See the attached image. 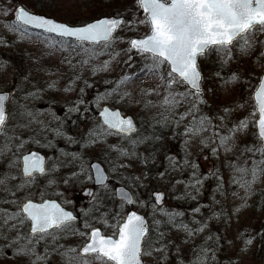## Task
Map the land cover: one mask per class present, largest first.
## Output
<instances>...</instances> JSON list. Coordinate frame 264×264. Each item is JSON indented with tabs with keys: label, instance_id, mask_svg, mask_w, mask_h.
I'll use <instances>...</instances> for the list:
<instances>
[{
	"label": "snow or ice",
	"instance_id": "6c2138e0",
	"mask_svg": "<svg viewBox=\"0 0 264 264\" xmlns=\"http://www.w3.org/2000/svg\"><path fill=\"white\" fill-rule=\"evenodd\" d=\"M136 6L143 10L145 19L138 20L135 12L131 16L118 13L116 17L97 18L79 26L30 12L20 4L12 10L14 20L6 25L10 31L19 33L21 38L42 37L50 47L58 46L60 51L75 53L81 57V66L104 55L119 39L114 34L122 27L133 30L137 22L150 25V33L128 39L125 63L132 67L134 57L139 56L142 66L135 74L136 78H140V73L159 76L163 81V94L154 90L161 98L145 102V109L157 108L158 112L148 118L151 131L142 133L133 118L102 103L109 98L121 103L130 96L119 88L132 80L127 74L120 77L116 88L98 93L94 100L85 98V88L92 87L85 81V88L79 89L77 97L65 102L63 117L49 110L47 114L52 120L42 119L46 113L30 106L28 101L42 99L43 92L54 88L55 82L49 83L46 89L35 87L19 98L14 92L0 91V257L6 258V250L10 249L16 264H144L145 257L154 258L155 264H170L172 255H175L174 264H218V253L225 237L209 233L203 243L195 241L209 228L208 220L220 218L219 213L212 211L208 220H198L196 215L202 213L201 206H197L191 210L192 218L185 221V213L164 208L161 201L165 193L154 190L150 193L154 201L151 205L153 230L144 216L136 211L125 212V204L136 203L133 196L122 186H110L109 181L113 179L119 184L126 179L138 181V177H125L120 170L126 172L133 160L144 164L154 160L166 130H170L173 137L184 135L185 148L192 139L199 138L204 147L210 146L209 150L218 159L223 150L226 159L211 173L216 177L221 194L224 183L237 185L244 191L241 199L246 201L255 194L254 186L264 183V76L260 77L252 94L253 111L229 127L227 116H210L201 111L200 106L207 101L203 99L205 77L198 62V58L213 52H223L224 57H230L231 46L240 41H243L241 51L251 48L253 31H264V0H137ZM2 14L8 16L10 11L6 8ZM222 62H226L224 58ZM68 63L71 64V59ZM213 75L219 77L220 71ZM237 79L238 74L234 73L232 80ZM229 82L225 81V84ZM17 90L23 91L19 85ZM63 90L68 92L72 88ZM21 100L25 103H20ZM8 101L13 102L10 109L6 105ZM224 112L229 113V109L225 108ZM69 121L77 128L80 124L90 127L79 135H69L66 132ZM181 124H184L183 133L177 131ZM249 125L257 129L254 133L257 143L240 146L236 143L237 134ZM224 131L232 135L222 134ZM205 133L209 135L205 136ZM113 136L118 138L114 145L108 142ZM57 138L77 148L71 151L58 148ZM29 145L53 150L54 154L41 155ZM140 145H145L147 156L137 151ZM237 148L239 152L235 159L228 160V155ZM97 150V158L103 155L109 160L108 169L90 159ZM113 154L116 156L114 161L110 159ZM257 154L259 158H256ZM164 155L168 166L157 174L158 177L163 180L191 167L187 181H176L177 184L184 183L186 190L185 196L178 199L198 200L204 179L197 171L198 165L190 163L189 153L185 151L182 162L167 153ZM221 169L229 170L227 181ZM62 170L66 174L58 179ZM76 182L97 187L96 190L84 188V195L89 198L86 207H81L78 212L75 207L71 211L65 210L62 204H74L65 192ZM61 185L65 191L59 190ZM114 193L119 195V203L114 199ZM58 199L62 203H58ZM143 203L147 206V202ZM218 203L213 199V205ZM157 213L166 219H155ZM227 220L230 222L231 217ZM100 222L107 232L96 226ZM165 224L177 232L183 231L179 243L167 239L169 232L163 230ZM257 235L264 242V231ZM72 237L81 238V242L68 245L66 241ZM252 242L253 238L245 241L247 245ZM186 245L190 247L188 257L183 251Z\"/></svg>",
	"mask_w": 264,
	"mask_h": 264
},
{
	"label": "rangeland",
	"instance_id": "374dc122",
	"mask_svg": "<svg viewBox=\"0 0 264 264\" xmlns=\"http://www.w3.org/2000/svg\"><path fill=\"white\" fill-rule=\"evenodd\" d=\"M44 2L48 4L53 3V5L58 7H73L72 4H74L71 0H65L62 2H60V0H44ZM16 3L22 5V3ZM16 3L14 4V8L15 5H17ZM23 5L26 6L25 4ZM136 5L137 0H127L121 7V10L114 13H108L107 15L111 16L117 15L118 13H125L126 15L131 16V14L135 12L138 20L145 19V17L141 15L140 9H137ZM1 7L2 6L0 5V14L6 9ZM11 15L14 16L12 10L8 16L0 15V18L6 20ZM4 25L7 24L3 23V26ZM149 30L150 25H143L138 22L133 30H129L127 27H122L115 34L119 39L116 40L111 48H108L111 52L105 53L100 56V59L95 58L83 66L79 63L81 57L76 56L75 53L60 51L58 46L50 47L49 43L43 41L42 37L40 39L35 37L21 38L19 33L9 30L8 34L13 40V45H10L11 47L7 49L13 50L15 53L23 52L24 56L14 54V59L13 55H10V63L5 69H3V65L0 64V91L7 90L15 92L13 89L17 86L16 82L19 77H17L16 81L14 78L12 80V77L16 74L17 70H21L22 65L25 69L28 68L30 71L35 70L34 73H36V79L42 80V89H46L48 84L53 82H55V87L44 91L42 99L36 100L34 104L31 103V100L28 101V103L32 105V107L42 109L46 113L41 117L42 119L52 120V116L47 114L49 110H52L56 115L63 117L66 112L65 102L72 101L77 97L79 89L85 88V81L88 85H92V87L85 88V98L87 100H94L98 93L102 94L105 91H110L112 89L108 82L111 81L112 77L119 74L121 67H123L126 69V72H121V76L127 74L132 76V80L125 85H119V88L121 92L126 91L130 96L126 97L121 103H116L114 98H109L106 102L102 103L104 105L117 107L126 114L133 115L129 112L130 110H133L136 115H139L140 107H143L141 114L144 117L148 114H156L155 112L157 111V108L149 107L145 109V102L151 100L152 94L155 93L154 90H160L159 86H162L163 81L159 76L153 74L144 75L143 73H140V78H136L135 74L139 72L140 67L142 66L139 62V56L134 57L132 67H129L125 63L128 58L125 52V49L128 47V39L133 36H142L148 33ZM250 40L252 42V47L246 48L244 51H241L240 47L241 44H243V41L234 43L231 46L230 57H224L223 52L219 54L213 52L210 56L200 58V66L203 69L205 77L203 88L205 89V87H208L207 91L205 90L207 93L204 95V100L209 98L210 104L208 109L211 108L212 116H227L226 123L229 127L234 123H238L239 120L248 117L253 111L254 102L252 100V92L263 73L264 44L261 42H264V31H260L259 29L254 30L250 36ZM117 53H119V55H116ZM222 58H224L226 62H222ZM68 59H71V64L68 63ZM105 62H108L107 67H105ZM72 65H75V67ZM217 70L220 71L219 77L213 75ZM8 72H12V74H8ZM234 73L238 74L237 80H232ZM64 75L68 77L66 80L64 79ZM80 77L82 78V82L79 79ZM12 81L14 84H12ZM225 81L230 82L225 84ZM22 85L26 92L34 89V85L32 84H27L22 81L19 82V86ZM66 87H70L72 90L65 92L63 89ZM15 90H17V88ZM18 92L22 93L17 94V98L25 94L23 91ZM208 95L210 97H208ZM140 104H142V106H140ZM10 105H12V103ZM91 107L94 108L95 106L91 105ZM225 108L229 109V113L224 112ZM93 115H95L94 112ZM134 117L136 118V116ZM139 117V120L143 118L141 119L142 123L144 117ZM147 122L148 120H145L143 124H141V127L146 126ZM53 126H55V124ZM88 127H90V125L80 124L79 128H77L72 126L71 121H69L66 132L69 135H79L80 133L87 131ZM179 129L180 133H183L184 124H181ZM252 130L255 131V128L249 125L247 129L238 133L236 143L238 144L239 142L247 141L251 136ZM222 134L232 135L227 131H224ZM204 135L207 136L209 134L205 133ZM49 136L51 137L52 134L49 133ZM185 139L186 137L182 134L173 140L167 138L156 153V158L154 160H150L147 164L133 160L131 161V166L126 172L123 171V169L120 170L125 177H138V181L133 182L126 179L123 184H119L116 179H113L109 181L110 186L116 188L119 185H124L130 189L136 200L134 208L146 213L151 222L153 220L151 205L154 201L151 199L150 193L154 190L163 191L165 193L163 207L167 210L183 211L185 213V216L183 217L185 221H189L192 218L191 210L197 206H201L202 213L196 215V219L198 220H208L212 215V211L219 213V219L208 220L209 228L205 229L204 233L197 236L195 242L203 243L205 236L209 233L216 236H223L225 239L222 241V248L218 253V264H261L263 259L259 254L262 252L261 243L264 242L261 241L257 233L260 232L258 231V228L261 227L260 221L263 220L264 222V219H262V211L256 209L255 201L256 199H261L264 207V191H262V189H264V183L255 185V194L250 196L246 201L241 199V197L244 196V191L237 185L224 183L223 194H221L217 189L216 177L211 175V173L216 169H219L221 162L226 159L223 150L221 149V154L218 159L217 156L213 155L209 150L210 146L204 147L199 138L192 139L186 148L184 143ZM108 142L114 145L118 142V138L115 136L109 137ZM56 145L58 148H66L69 151L77 148L76 145H66L64 140L60 138H57ZM29 147L41 150L46 156L54 154L53 150L38 148L32 145H29ZM185 151L189 153L188 159L190 163L194 162L198 165L197 171L204 179V186L201 189V195L198 200H190L186 198L178 199V197L185 196L186 190L184 183L177 184L176 181H187L192 171L191 167L186 169L183 173H173L166 176L163 180L157 175L159 172L165 171L168 166V161L165 159L164 155L165 153L173 156L177 161L182 162ZM98 152L99 150H97V153H93L90 156V159L92 161L98 160L102 162L106 169H108L109 160L104 159L103 155H99L97 158ZM138 152L144 156L148 155V153L145 150L142 151V149ZM110 159L114 161L116 159L115 154H113ZM124 163L129 162L124 160ZM221 171L224 180L227 181L229 178L228 175H225V172L223 173V169H221ZM64 174H66V172L65 170H62L57 178L59 179V176ZM109 175L112 174L109 172ZM139 184L146 186L140 187ZM92 186V184L81 185L79 182L73 184V186L65 192V195L74 201V204L66 205L69 207L75 205L77 212L81 207H86L89 198L83 196L82 191L84 188ZM59 190L65 191L63 185H61ZM52 191L55 192L56 189H53ZM188 191H191V189H188ZM233 192H237L238 195H232ZM114 199L119 203L120 200L116 199L115 193ZM213 199L219 203L213 205ZM143 202H147V206ZM109 204H111V202H109ZM210 205L212 206L211 208L208 207ZM124 209L126 212L127 209L125 205ZM236 209H239V212H237ZM227 217H231L230 222L227 220ZM155 219L165 220L166 218L157 213ZM96 225H100L106 229V232L108 231L103 225V222ZM154 227L155 226L152 224L153 230ZM163 230L169 232L167 239H174L177 243H179L180 239L184 236L183 231L177 232L176 230L171 229L167 224L164 225ZM248 238H253L251 245L245 243ZM80 242L81 238L79 237H72L66 241L68 245L73 246ZM229 242H232L234 246ZM183 251L185 257L190 256L189 246H184ZM172 252H175L174 248L172 249ZM174 262L175 255H172L170 257V264H174ZM13 263L16 264L12 259L11 250L8 249L6 250V258L0 257V264ZM144 264H155L154 258L145 257Z\"/></svg>",
	"mask_w": 264,
	"mask_h": 264
},
{
	"label": "trees",
	"instance_id": "16d2710c",
	"mask_svg": "<svg viewBox=\"0 0 264 264\" xmlns=\"http://www.w3.org/2000/svg\"><path fill=\"white\" fill-rule=\"evenodd\" d=\"M62 1H65V0H60V2H62ZM71 1H73V3H74V4H72L73 7H69V6L58 7L56 5H53V3H51V4L46 3V2H44V0H0V5L4 8H8L9 11H11L14 8V4L16 2H19V3L25 4L29 9H31L35 12L47 14V15L52 16L58 20L67 21V22L72 23V24H80V23H84V22H87L89 20L98 18L100 16L107 15L108 13H114V12H117L118 10H121V7L124 5V3H126L127 0H71ZM0 15H3V14H0ZM13 20H14L13 15L8 17L6 20H2V18H0V64L3 65L2 66L3 69H5L10 63V61H9L10 55H13L14 59H15L14 54H17V55L20 54L21 56H24L23 52L15 53V51L7 49V48L11 47L10 45H13V43H12L13 40H12L11 36L8 34L9 28L4 27L6 25L3 26V23L9 24ZM109 52H111V51L109 49H107L105 53H109ZM11 53H13V54H11ZM97 58L100 59V56ZM125 66H127V65H125ZM34 72H35V70L30 71L28 68L25 69L22 65L21 70H19V71L17 70L16 74H14V76L12 77V80L14 78V80L16 81L17 77H19L20 79L19 78L17 79L16 85H19V82L22 81L24 83L34 85L33 90H35V87H39L40 89H42L43 88V87H41L42 86L41 85L42 80H40V79L37 80L36 79V73H34ZM121 72L125 73L126 69L121 67L120 73ZM8 74H12V72H8ZM119 74L112 77L111 81L108 82V84L111 86V88H116L118 86V81L121 77V74L120 75ZM66 78H68V77L66 75H64L65 80H66ZM79 79L82 82V78L80 77ZM19 80H21V81H19ZM12 84H14L13 81H12ZM16 88H17V86H15V88L13 89L15 91L14 92L15 96L19 93H22V92H18V90H15ZM20 88L23 89V93H26V90H24L23 85L20 86ZM159 88H160L159 91L163 94L162 86H159ZM207 88L208 87H205V89L203 88L204 89V95L207 93L206 92ZM180 90H183V89H180ZM208 97H210V96L208 95ZM160 98L161 97H158L155 93H153L151 96L152 101H158ZM204 98H205V96H203V99ZM206 101H207V103L205 105L200 106L201 111H202V113H206V114L212 116L211 108L208 109V106L210 104L209 98H206ZM35 102L36 101H31L32 104H34ZM11 103H13V102L10 101V104ZM20 103H25V102L20 101ZM10 104L8 106L9 109L12 107V105H10ZM30 106H32V105H30ZM140 106H142V104H140ZM142 109H143V107H140V110H139L140 114L139 115H136L133 110H130L129 112L132 113L134 116H136V120L138 122V129L143 133V132H145V130H148V131H151V130L148 129V122H147L146 126L141 127V124H143V122L145 120H148V118L151 117L152 115H156L158 112V109L155 112L156 114H151V115L148 114L146 117H144L141 114ZM207 109H208V112H207ZM180 110L183 111V108H181ZM94 114L97 115V113H95V112H94ZM139 116L144 117V120L142 121V123H141V119H143V118H141L139 120V118H140ZM158 118H161V117H158ZM157 127H159V125ZM177 131L180 132V129H178ZM254 133H255V131L252 130L250 138L247 141L239 142L238 145L243 146L245 144L257 143ZM207 134H209V133H207ZM132 135L135 136V134H132ZM178 136L179 135H176L175 137H173L172 132L170 130L165 131V139L168 138V139L173 140ZM140 149H142V151H143L145 149V145H140L137 150L139 151ZM238 152H239V148H237L233 154H230L227 159L228 160H234L235 154H237ZM155 158H156V156H155ZM245 158H247V156ZM256 158H259V154H257ZM250 163H251V161L249 160V164ZM223 170H224L223 173L225 172L224 174L225 175L227 174L229 177V170H227V169H223ZM255 204H256V209H259L262 211V219H264V207L262 205L261 199H256ZM260 226L261 227L258 228V231H264L263 220L260 221ZM255 228H257V227H255ZM261 250H262V252H260L259 255L263 259V257H264V243H261ZM13 264H15V263H13Z\"/></svg>",
	"mask_w": 264,
	"mask_h": 264
},
{
	"label": "water",
	"instance_id": "95a60500",
	"mask_svg": "<svg viewBox=\"0 0 264 264\" xmlns=\"http://www.w3.org/2000/svg\"><path fill=\"white\" fill-rule=\"evenodd\" d=\"M26 9H27V8H26ZM27 10H28V9H27ZM140 10H141L142 15L145 16L144 13H143V10H142V9H140ZM28 11H30V10H28ZM30 12H33V11H30ZM33 13H36V12H33ZM36 14H41V13H36ZM41 15L47 16V17H49V18H52V19H54V20H56V21H58V22L67 23V22H64V21H59V20L55 19L54 17L48 16V15H46V14H41ZM111 17H116V15L102 16V17H99V18H111ZM96 19H97V18H96ZM94 20H95V19L90 20V21H88V22H93ZM68 24H69V23H68ZM82 24H83V23H82ZM70 25H74V24H70ZM79 25H81V24H76V25H74V26H79ZM148 33H150V31H149ZM142 36H144V35H142ZM142 36H133V37H131V38H138V37H142ZM263 56H264V45H263ZM198 62H199V58H198ZM263 68H264V59H263ZM261 76H264V72H263V74H262ZM261 76H260V77H261ZM257 85H258V84H257ZM255 89H256V87H255ZM255 89L253 90V93H254ZM253 93H252V94H253ZM253 101H254V103H255V100H254V99H253ZM6 105H7V102H6ZM104 106H108V105H104ZM115 109L120 110L119 108H115ZM120 111H121V110H120ZM125 116H126V117H131V118H133V120H134V122H135V124H136V121H135V119H134V117H133L132 115H125ZM257 116H258V113H257ZM256 131H257V129H256ZM34 151H38V150H34ZM38 152H40V151H38ZM40 153H41V155H44L42 152H40ZM93 162H99V161H93ZM99 163L101 164L102 168L105 169L104 165H103L101 162H99ZM121 186L125 188V191H128V192L133 196L132 192H131L128 188H126L125 186L120 185V186H118V187H121ZM118 187H117V188H118ZM83 195H84V191H83ZM115 195H116V198L120 200L119 195L116 194V193H115ZM133 198H134V196H133ZM57 202L60 203L58 200H57ZM163 204H164V199L161 201V205H163ZM126 205H127L128 207H132L133 204H131V205L126 204ZM62 206H63V205H62ZM63 207H64V206H63ZM64 208H65V210H69V209H67L66 207H64ZM69 211H71V210H69ZM129 211H136L139 215L144 216L145 219H146V221H147L148 224H149V220H148V218L146 217V215H145L144 213L139 212V211L135 210L134 208H131ZM149 226H150V224H149ZM262 264H264V260H263Z\"/></svg>",
	"mask_w": 264,
	"mask_h": 264
},
{
	"label": "flooded vegetation",
	"instance_id": "af4514ba",
	"mask_svg": "<svg viewBox=\"0 0 264 264\" xmlns=\"http://www.w3.org/2000/svg\"><path fill=\"white\" fill-rule=\"evenodd\" d=\"M74 207H75V205L73 206V208H74ZM101 227H102V226H101ZM102 229H103V231H105V230H106V229H105V228H103V227H102ZM105 232H106V231H105Z\"/></svg>",
	"mask_w": 264,
	"mask_h": 264
}]
</instances>
